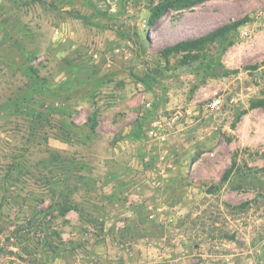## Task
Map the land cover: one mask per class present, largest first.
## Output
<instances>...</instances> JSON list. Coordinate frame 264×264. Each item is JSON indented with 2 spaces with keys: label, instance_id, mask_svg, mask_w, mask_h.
<instances>
[{
  "label": "rangeland",
  "instance_id": "obj_1",
  "mask_svg": "<svg viewBox=\"0 0 264 264\" xmlns=\"http://www.w3.org/2000/svg\"><path fill=\"white\" fill-rule=\"evenodd\" d=\"M170 1L0 0V264H264V0Z\"/></svg>",
  "mask_w": 264,
  "mask_h": 264
},
{
  "label": "trees",
  "instance_id": "obj_2",
  "mask_svg": "<svg viewBox=\"0 0 264 264\" xmlns=\"http://www.w3.org/2000/svg\"><path fill=\"white\" fill-rule=\"evenodd\" d=\"M200 3V0H171L163 6H155L149 11V16L147 19L148 26L154 28L160 21V19L165 16L169 9L182 10L184 8L192 7ZM247 22L246 19L240 21H233L232 23L223 25L214 31L203 35L201 37L179 41L169 47L162 50L161 55L163 59H166L171 54H182V63L188 64L194 62L198 59V52L202 50L206 45L214 43L215 40L223 38L226 34L235 31L240 25ZM259 107H264V100H256L250 104V109H255ZM235 165V161L232 162L231 166L225 170L221 177V182L227 180L228 176L231 174L232 169ZM67 212V209L60 210V214L63 215Z\"/></svg>",
  "mask_w": 264,
  "mask_h": 264
},
{
  "label": "built area",
  "instance_id": "obj_3",
  "mask_svg": "<svg viewBox=\"0 0 264 264\" xmlns=\"http://www.w3.org/2000/svg\"><path fill=\"white\" fill-rule=\"evenodd\" d=\"M218 103H219V100H214L208 106L207 111H212V110L216 109ZM149 107H150V103L149 102L143 104V109L144 110L148 109ZM159 127H160V123L159 122H155V123L152 124V128H159ZM148 134L155 136L156 132H155V130L151 129V130H149Z\"/></svg>",
  "mask_w": 264,
  "mask_h": 264
},
{
  "label": "water",
  "instance_id": "obj_4",
  "mask_svg": "<svg viewBox=\"0 0 264 264\" xmlns=\"http://www.w3.org/2000/svg\"><path fill=\"white\" fill-rule=\"evenodd\" d=\"M221 71H222V69H221V68H216V69H215V73H216V74H218V75H220V74H221Z\"/></svg>",
  "mask_w": 264,
  "mask_h": 264
}]
</instances>
